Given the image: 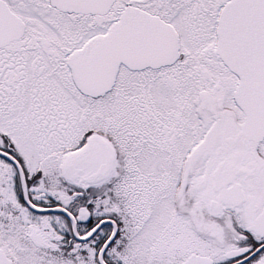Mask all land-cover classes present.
I'll return each instance as SVG.
<instances>
[{
  "label": "snow or ice",
  "instance_id": "snow-or-ice-1",
  "mask_svg": "<svg viewBox=\"0 0 264 264\" xmlns=\"http://www.w3.org/2000/svg\"><path fill=\"white\" fill-rule=\"evenodd\" d=\"M0 264H264V0H0Z\"/></svg>",
  "mask_w": 264,
  "mask_h": 264
}]
</instances>
